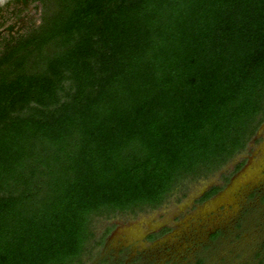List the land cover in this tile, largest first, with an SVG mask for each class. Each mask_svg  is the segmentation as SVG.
Segmentation results:
<instances>
[{
    "label": "trees",
    "instance_id": "obj_1",
    "mask_svg": "<svg viewBox=\"0 0 264 264\" xmlns=\"http://www.w3.org/2000/svg\"><path fill=\"white\" fill-rule=\"evenodd\" d=\"M39 1L0 50V264H85L96 218L159 208L262 125L264 0Z\"/></svg>",
    "mask_w": 264,
    "mask_h": 264
},
{
    "label": "rangeland",
    "instance_id": "obj_2",
    "mask_svg": "<svg viewBox=\"0 0 264 264\" xmlns=\"http://www.w3.org/2000/svg\"><path fill=\"white\" fill-rule=\"evenodd\" d=\"M27 1L26 7H11L1 22L0 50L4 40L41 25V2ZM240 163L245 165L234 174ZM217 186L224 190L195 205ZM93 225L94 241L110 231L85 264H264V124L223 168L186 182L159 208L96 218ZM162 228L169 230L164 237L153 243L145 240L149 232Z\"/></svg>",
    "mask_w": 264,
    "mask_h": 264
},
{
    "label": "flooded vegetation",
    "instance_id": "obj_3",
    "mask_svg": "<svg viewBox=\"0 0 264 264\" xmlns=\"http://www.w3.org/2000/svg\"><path fill=\"white\" fill-rule=\"evenodd\" d=\"M25 2V3H24ZM28 1L27 0H7L4 3H2L0 5V24L3 21L4 17L6 14L9 13V10L11 9V7H15V6H21V7H26L27 6ZM1 34V33H0ZM264 124V122L262 123V125ZM261 125V126H262ZM260 126V127H261ZM245 165L242 164L241 167L238 170H235L234 174H236L237 172H239L243 166ZM231 175V176H234ZM233 178V177H232ZM232 180V179H231ZM230 180V181H231ZM220 187V186H217ZM222 188L212 197H210L207 200L204 201H200L201 197L207 192H205L203 195H201L196 201H195V205H202L205 204L206 202H208L209 200H211L213 197H215L216 195H218L220 192H222L224 190V187L221 186ZM169 230L167 228H162L159 229L158 231H154V232H149L146 236H145V240L148 242H156L157 240L161 239L162 237H164L166 235V232H168Z\"/></svg>",
    "mask_w": 264,
    "mask_h": 264
},
{
    "label": "water",
    "instance_id": "obj_4",
    "mask_svg": "<svg viewBox=\"0 0 264 264\" xmlns=\"http://www.w3.org/2000/svg\"><path fill=\"white\" fill-rule=\"evenodd\" d=\"M5 1H7V0H0V5H1L2 3H4Z\"/></svg>",
    "mask_w": 264,
    "mask_h": 264
}]
</instances>
